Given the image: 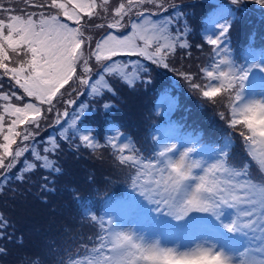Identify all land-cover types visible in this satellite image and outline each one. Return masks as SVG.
<instances>
[{"label": "snow or ice", "instance_id": "6c2138e0", "mask_svg": "<svg viewBox=\"0 0 264 264\" xmlns=\"http://www.w3.org/2000/svg\"><path fill=\"white\" fill-rule=\"evenodd\" d=\"M16 2L0 0V194L11 181L23 182L26 173L61 174L63 142L72 151L111 148L115 166L128 173L139 196H128L135 219L111 200L103 215L82 205V220L97 233L80 245L83 255L66 262L58 255L56 264H264V179L252 175L255 166L264 177V52L247 50L242 62L233 58L228 35L233 9L220 5L209 18L203 38L212 46L210 57L192 71L190 64L171 63L178 51L181 59H191L193 47L175 0H23L22 8ZM151 65L175 72L190 91L217 107L229 129L218 147H207L198 134L168 130L153 136L145 155L119 131L102 145L92 130H80L88 106L80 103L71 114L68 106L85 91L93 99L115 95L106 77L130 88L150 83ZM49 115L47 126L59 125V138L42 141L41 121ZM237 141L247 157L240 165L231 160ZM17 164L21 167L10 175ZM41 179L42 190L55 191L49 187L54 179ZM10 228L0 212V240L12 239ZM0 255H7L3 246ZM21 264L45 259L25 256Z\"/></svg>", "mask_w": 264, "mask_h": 264}, {"label": "trees", "instance_id": "16d2710c", "mask_svg": "<svg viewBox=\"0 0 264 264\" xmlns=\"http://www.w3.org/2000/svg\"><path fill=\"white\" fill-rule=\"evenodd\" d=\"M17 2L14 4L15 7L24 6L23 0ZM190 3L191 1L178 4L182 8L183 5ZM193 3L200 4V1L193 0ZM204 3L208 8L200 16L189 18L188 10L181 9L185 14L183 20L187 21L190 28L188 40L193 45L192 60L197 59V53H204L196 62L197 65L203 64L202 60H205L204 57L208 53L205 51L208 44L203 38V27L210 16V8L213 11L220 5H226L235 12L232 25L233 43L239 44L248 38L264 44L263 13H256L242 4L240 6L231 4V0H217L211 6ZM170 12L172 9H169ZM196 45H203V50L198 49ZM180 57L171 61L176 68L182 66L179 64ZM151 69L150 83H137L131 88L119 79L106 77L115 89V95L105 92L102 98L93 99L85 91L83 96L77 98L76 105L68 106L69 113L77 110L80 103L86 104L88 108L80 117L79 126H86L92 130L102 145L110 132L117 130L125 136H130L145 155L152 144L153 134L165 121V116L156 109V103L158 97L166 93V90L176 99L173 117L176 118L174 123L177 130L192 133L208 128L210 130L212 128V131L219 128L220 133L224 129L229 130L225 122L218 117L217 110L205 106V101L197 93L190 91L184 80L175 72L155 65H151ZM105 102L110 103L112 107L106 110L103 107ZM215 121L218 122V126L213 124ZM50 136L51 133L46 131L39 139L43 141ZM205 137L212 142L217 139L219 143L224 138V136ZM74 142L79 143L78 140ZM238 142L231 150V157H235L237 152L242 156L239 159L241 164L247 157ZM61 146L63 150L58 156L62 168L61 174L52 176L42 169L26 173L23 182L11 181L2 193L5 197L0 195V212L12 222L9 231L13 233L11 240H0V246L7 249V255H0V264H21L25 256L29 258L41 256L44 257L45 264H56L55 258L58 255L65 262L69 256L76 258L78 255H83L84 249L80 245L90 243L87 237H94L97 231L91 222L82 220L81 206L87 205L100 215L109 200L127 201L129 193L139 199L138 193L130 186L128 173L115 166L110 155L111 148L89 150L81 147L79 151H72L66 143L61 142ZM26 155L30 157L31 153ZM20 167L21 164H17L10 175H15ZM45 175L54 179V184H49V187H53L55 191L42 190L41 186L45 181L41 177ZM74 195L80 198L79 201L74 199ZM81 236L83 240L80 239ZM20 238L22 242H19ZM54 246L59 249L58 252L51 251Z\"/></svg>", "mask_w": 264, "mask_h": 264}, {"label": "rangeland", "instance_id": "374dc122", "mask_svg": "<svg viewBox=\"0 0 264 264\" xmlns=\"http://www.w3.org/2000/svg\"><path fill=\"white\" fill-rule=\"evenodd\" d=\"M188 1H191V3L183 5V7L181 9L183 11H187L188 10L187 11L188 12V17L190 18V17L200 16L202 14V12L208 8L204 2H206L208 4V6H211V4L213 2H215V1H217V0H196V1H200V4L199 3H193V0H175L176 3H181V2L186 3ZM17 3L19 4L20 1L17 2ZM246 3L248 5H245ZM241 4L243 6L250 7L256 13H263V15H264V5L257 4L255 2V0H244V3H240V4H237V5L240 6ZM211 11H212V9L210 8V11H209L210 16L208 17L207 22H208L210 17L216 15L219 12V9H215L212 12ZM188 17H187V19H189ZM189 22L191 23V20H189ZM233 22H234V19L232 21V25H233ZM204 28L205 27H203V29ZM209 34H211V33H209ZM93 35H97L96 30H93ZM228 35L230 37L229 47L232 50L233 58L236 59L237 61H240V62L243 61L244 55H245L247 50L254 49L257 52H264V45L260 44L259 42L255 41V40H251V39L247 38V39H244L243 42H241L239 44L233 43L232 42V27L229 30ZM211 48H212V46L208 45L207 48L205 49V51H207L208 53L205 55V57H204L205 60H202L203 64H200V66H203L204 64H206L208 62V59H209L210 53H211ZM191 51H192V49H191ZM203 54L204 53H202V54L201 53H197V59H195V60H192V58L191 59H187L185 57L184 59H181L180 63L179 62L178 63L181 64V65H185V66L190 64L191 65V70L195 71V68H197V63L196 62L201 58V56ZM181 55H182V53L180 51H178L177 55H176V58L173 61L177 60ZM174 64H176V63H174ZM95 67L96 66L94 65V69H95ZM174 85L176 86L177 84H174ZM201 103L203 104V101H201ZM174 104H175V96H173V94H171V92H168V90H166V93H163L162 95H160V98L158 100L156 109L162 112V114L165 116V119H164L165 121H164V123L162 125H160L158 127L156 133L153 134V136L154 135L155 136H159V135H161L162 132H165V131H168V130H176L175 123L173 121V120L176 119V118L173 117ZM205 106L210 107V108H214V109L217 110V107L209 105L207 103V101H205ZM61 110H63L62 106H61ZM219 110L223 111L222 108H220ZM218 117H219V115H218ZM64 119H67V118H64ZM220 120H221V118H220ZM51 121H52V116L51 115H49L47 122H45L43 120L41 121L40 135L45 133L46 131L51 133L52 136H57L58 135L57 133H59L60 126L59 125H53L52 127H48L47 125H48V123H51ZM221 121H223V120H221ZM213 124L215 126H218V122L217 121H215ZM79 128H80V130L82 132L85 131V130H89V128L86 127V126H79ZM228 131L229 130L224 129L222 131V133H220L219 128H216V130H213V131H212V128H211V130L208 128V129H205V130H199L196 133H192V132H189V131L188 132L181 131L182 133H180V134H181V136H185L187 134H198L200 136L201 141H202L203 144H205L209 148H213V147H218L219 145L216 146L214 143H211V142L208 143L205 136H224L225 133H227ZM116 132H117V130H112L108 136L109 137L110 136H114V135H116ZM122 139H123V137H122ZM151 146H152V144L150 145L149 149L151 148ZM147 154H148V152L146 153V155ZM234 156L235 157H231L232 162L235 163L236 165H239L240 164V160L239 159L242 158V156H239L237 152L235 153ZM253 175L257 176V179H264V177H262L257 172L255 166H253ZM0 195L2 197H5V195H2V194H0ZM112 203H113L114 206L117 207L118 211H120L121 213L125 214L128 218H130V219H135L136 218V212L128 204V200L127 201H121V202H115L114 201ZM104 211H105V208L101 211L100 215H103ZM93 227H94L95 231H97L96 226L93 225Z\"/></svg>", "mask_w": 264, "mask_h": 264}]
</instances>
